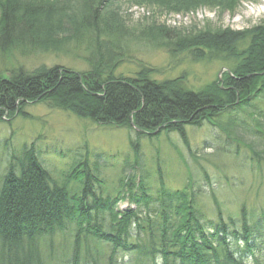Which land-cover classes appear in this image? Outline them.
I'll use <instances>...</instances> for the list:
<instances>
[{"label": "trees", "instance_id": "1", "mask_svg": "<svg viewBox=\"0 0 264 264\" xmlns=\"http://www.w3.org/2000/svg\"><path fill=\"white\" fill-rule=\"evenodd\" d=\"M122 1L0 0V55L84 47L89 66L83 73L61 66L13 68L7 77L0 72V123L27 119V105L41 103L98 127L126 130L135 135V161L122 163L121 170L132 172L139 166L140 140L177 134L189 148L187 128L208 124L226 132L232 143L243 139L239 134L230 138L235 130L252 133L257 140L246 148L264 172V109L259 106L264 103V22L244 31L196 33L153 22L141 31L140 41L172 57L187 53L191 62L217 60L226 67L220 81L194 90L185 86L184 76L156 80L158 71L149 66L141 65L131 77L116 74L119 53L136 41L120 16ZM129 3L183 14L202 7L232 9L239 0ZM248 111L252 125L239 118ZM35 153L33 145H26L18 173L9 169L1 177L0 264H264V208L247 214L242 205L233 219L217 207L215 218H207L193 184L169 189L158 161L155 193L145 175L130 174L108 192L100 170L89 166L88 152L57 183ZM71 184L77 187L70 193ZM124 201L134 208L122 211ZM66 225L75 230L71 255L50 263L41 245L50 249Z\"/></svg>", "mask_w": 264, "mask_h": 264}, {"label": "rangeland", "instance_id": "2", "mask_svg": "<svg viewBox=\"0 0 264 264\" xmlns=\"http://www.w3.org/2000/svg\"><path fill=\"white\" fill-rule=\"evenodd\" d=\"M121 4L120 16L125 21L128 33L136 41L123 47V53H119L122 60L116 74L131 77L141 65L149 66L157 69L156 80L184 76L185 86L194 90L217 79L220 71L226 67L217 60L191 62L187 53L172 57L167 50L140 41L141 31L153 22L183 33L205 29L244 31L264 22V0H239L232 9L202 7L183 14H163L155 7L131 6L128 0H123ZM86 58L84 47L59 54L31 52L26 48L0 55V72L7 77L8 71L13 68L30 71L39 66H61L83 73L89 69ZM259 106L264 109V103H259ZM24 111L29 118L16 117L0 123V182L11 167L18 173L23 148L33 145L41 166L57 183L64 182L75 159L83 161L88 152V164L96 165L100 170L108 192L117 190L119 179L130 174L137 177L145 175L148 186L155 193L158 187V161L169 189H180L187 181L193 184L199 193L201 210L207 218H215L217 207L225 217L233 219L239 218L242 205L247 214L264 208V172L251 161L246 148L249 142L257 140L252 133L235 130L230 138L239 134L243 139L232 143L227 140L226 132L203 124L201 127L187 128L189 148L185 147L177 134L142 139L139 142V166L132 172L126 168L121 170V164L135 161L131 148L135 140L133 133L98 127L72 114L49 109L41 103L29 104ZM248 113L240 114L239 118L246 119L247 124L252 125ZM226 122V119L220 120L224 125ZM76 187L71 184L68 191L75 192ZM119 207L122 211L134 208L127 201ZM74 232V227L66 225L63 232L58 231L53 237L50 249L41 245L44 258L50 263H59L69 257Z\"/></svg>", "mask_w": 264, "mask_h": 264}, {"label": "water", "instance_id": "3", "mask_svg": "<svg viewBox=\"0 0 264 264\" xmlns=\"http://www.w3.org/2000/svg\"><path fill=\"white\" fill-rule=\"evenodd\" d=\"M225 70L223 69L222 71H220V73H219V75H218V80L220 81V76H221V74L224 72Z\"/></svg>", "mask_w": 264, "mask_h": 264}, {"label": "bare ground", "instance_id": "4", "mask_svg": "<svg viewBox=\"0 0 264 264\" xmlns=\"http://www.w3.org/2000/svg\"><path fill=\"white\" fill-rule=\"evenodd\" d=\"M11 170H13L15 173H17L13 167H11Z\"/></svg>", "mask_w": 264, "mask_h": 264}]
</instances>
